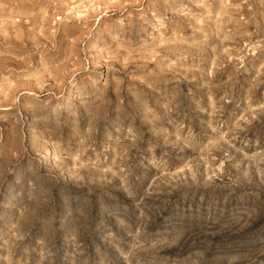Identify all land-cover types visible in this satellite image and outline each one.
Returning <instances> with one entry per match:
<instances>
[{
    "label": "rangeland",
    "instance_id": "rangeland-1",
    "mask_svg": "<svg viewBox=\"0 0 264 264\" xmlns=\"http://www.w3.org/2000/svg\"><path fill=\"white\" fill-rule=\"evenodd\" d=\"M261 217L264 0H0V264H115L133 221L227 251Z\"/></svg>",
    "mask_w": 264,
    "mask_h": 264
},
{
    "label": "clouds",
    "instance_id": "clouds-1",
    "mask_svg": "<svg viewBox=\"0 0 264 264\" xmlns=\"http://www.w3.org/2000/svg\"><path fill=\"white\" fill-rule=\"evenodd\" d=\"M261 221L264 217L257 221L264 228ZM130 227L134 229L133 243L130 247L117 248L113 254L115 264H133V261L135 264H219L221 257L225 264H254V260L264 264V255H260L264 252V233L256 235L254 243L245 247L218 251L198 242V224L194 220L161 222L149 232L135 228L134 221ZM255 231L260 233V229Z\"/></svg>",
    "mask_w": 264,
    "mask_h": 264
}]
</instances>
